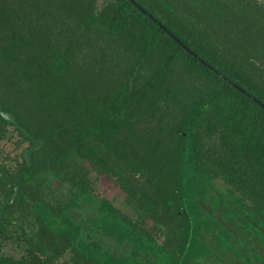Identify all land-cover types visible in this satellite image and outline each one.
<instances>
[{
    "label": "trees",
    "instance_id": "trees-1",
    "mask_svg": "<svg viewBox=\"0 0 264 264\" xmlns=\"http://www.w3.org/2000/svg\"><path fill=\"white\" fill-rule=\"evenodd\" d=\"M134 1L0 0V264H264V2Z\"/></svg>",
    "mask_w": 264,
    "mask_h": 264
},
{
    "label": "rangeland",
    "instance_id": "rangeland-1",
    "mask_svg": "<svg viewBox=\"0 0 264 264\" xmlns=\"http://www.w3.org/2000/svg\"><path fill=\"white\" fill-rule=\"evenodd\" d=\"M11 146H12V144L10 143V141H1L0 142V147L2 148L3 152L6 150H9L11 148ZM95 176H96V173L94 171H92L91 177L93 178V183L96 186L98 192L101 194L108 195V196H113L114 202L116 204L120 205V201L122 199V192L119 189V187L113 182L112 178L110 176H107V177L106 176H98V177L96 176L95 177ZM220 191H222V186L218 182H216L214 192L216 194H219ZM89 206H90V204H89L88 200L83 202L81 207H79L74 212L76 219H81V217H84V219H87L90 215L89 213L91 212V210H89ZM204 206L208 207L206 204H204ZM239 228H240V226H238V229ZM238 229H237V232H238ZM238 233H241V230ZM93 235H94V237L99 238L102 242H104V244L110 246L112 249H115L119 252H125V250H126V248L121 247L119 243L111 241L105 236H102V235L97 234L95 232H93ZM247 239L253 248H255L256 250L262 251L261 246L258 243L256 244L257 239L253 235V233L249 234L247 236ZM7 249L10 251L14 250L13 247H10V248L7 247ZM263 252H264V250H263ZM203 264H216V263L209 261V262L203 263ZM217 264H220V263H217Z\"/></svg>",
    "mask_w": 264,
    "mask_h": 264
},
{
    "label": "water",
    "instance_id": "water-1",
    "mask_svg": "<svg viewBox=\"0 0 264 264\" xmlns=\"http://www.w3.org/2000/svg\"><path fill=\"white\" fill-rule=\"evenodd\" d=\"M133 2H135L134 0H132ZM264 2V0H262ZM136 3V2H135ZM137 4V3H136ZM138 5V4H137ZM139 6V5H138ZM141 8V6H139ZM167 31L168 29L165 28ZM171 35H173L171 32H170ZM174 36V35H173ZM178 40V38H176ZM0 114L8 121L14 123L15 125H18V127L20 128V130L26 134V135H30V132L27 130L26 127L22 126V125H19L17 120H16V117L15 115L8 111V110H5L1 107L0 105ZM43 141L41 138H32V143L31 145L27 146L24 148L23 150V156L24 158L26 159L27 163L29 164L30 163V157H31V154L33 152V150H35L36 148L40 147L42 145Z\"/></svg>",
    "mask_w": 264,
    "mask_h": 264
}]
</instances>
